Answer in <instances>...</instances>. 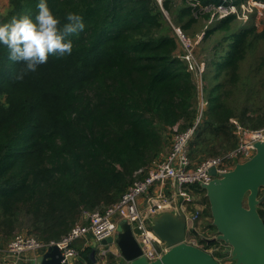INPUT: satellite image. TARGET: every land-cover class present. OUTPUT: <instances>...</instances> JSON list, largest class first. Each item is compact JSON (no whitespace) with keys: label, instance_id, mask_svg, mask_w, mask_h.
<instances>
[{"label":"trees","instance_id":"trees-1","mask_svg":"<svg viewBox=\"0 0 264 264\" xmlns=\"http://www.w3.org/2000/svg\"><path fill=\"white\" fill-rule=\"evenodd\" d=\"M177 1L48 0L61 18L78 11L86 27L70 36V55L50 54L22 80L14 78L20 64L0 46V243L23 230L22 215L29 233L60 239L86 221L85 210L119 200L135 171L164 155L171 126L193 124L198 88L174 25L193 37L191 29L203 32L193 52L205 51L207 106L190 141L191 158L200 162L235 147L232 118L264 125V28L237 27L232 14L197 25L211 14L201 5L222 0ZM37 2L7 0L0 22L34 15ZM193 188L204 194L203 215L212 216L206 190ZM259 197L264 220V186ZM90 249H79L88 264Z\"/></svg>","mask_w":264,"mask_h":264},{"label":"built area","instance_id":"built-area-1","mask_svg":"<svg viewBox=\"0 0 264 264\" xmlns=\"http://www.w3.org/2000/svg\"><path fill=\"white\" fill-rule=\"evenodd\" d=\"M156 1L160 5L163 4V0ZM195 1L192 0L191 3L196 5L198 1ZM201 8L211 12L212 20L232 14L245 23L263 14L264 0H242L239 3L235 0H222L219 3L210 2L201 5ZM174 29L185 50L182 57L186 59L188 69L195 73L198 88L197 114L193 124L184 129L180 128L178 122L171 126V142L165 154L155 159L152 164L138 168L134 173L136 179L127 187L119 200L104 207L85 210L86 221L76 222L60 239L44 241L29 232H16L3 247H0L3 264H29L30 253L39 255L53 244L58 245L64 257L72 255L74 262H78L80 253L75 245L78 239L91 234L94 240L100 243L108 236H116L117 226L121 220L131 224L141 246L142 255L153 260L159 257L168 245L152 229L151 220L155 214L166 209L181 211L186 215L188 226L184 241L209 251L222 262L217 253L220 251L228 253L225 249L228 244L225 243L223 247L217 243L218 239L212 244L208 242V238L215 237L217 233L207 234L208 227L202 229L204 227L202 215L206 204L202 201L200 192L193 188V184H200L203 187L202 185L213 177L232 169L237 162L250 158L256 150L255 143L264 141V125L251 127L232 118L238 139L235 147L219 155L206 157L200 162L191 158L190 141L207 106L202 77L205 61L195 56L192 38L185 34L180 26L174 25ZM213 167L216 169L215 175L211 173ZM99 251L103 261L97 264H108L107 248L101 245ZM126 263V260L121 258L113 264Z\"/></svg>","mask_w":264,"mask_h":264},{"label":"water","instance_id":"water-1","mask_svg":"<svg viewBox=\"0 0 264 264\" xmlns=\"http://www.w3.org/2000/svg\"><path fill=\"white\" fill-rule=\"evenodd\" d=\"M254 154L237 162L234 167L213 177L202 186L206 190L217 235L208 242L223 240L231 249V264H264V220L258 206L259 192L264 186V141L255 143ZM213 175L216 169H211ZM188 220L181 211L164 210L154 215L152 229L166 242L168 248L157 258L142 255L141 246L131 224L121 220L116 236L101 241L114 243L126 264H224L209 251L184 241ZM98 242L94 240L88 253L90 264H97ZM33 264H80L72 255L64 257L57 244L33 259Z\"/></svg>","mask_w":264,"mask_h":264},{"label":"clouds","instance_id":"clouds-1","mask_svg":"<svg viewBox=\"0 0 264 264\" xmlns=\"http://www.w3.org/2000/svg\"><path fill=\"white\" fill-rule=\"evenodd\" d=\"M36 8L34 15L13 14L0 22V46L7 49L9 60L20 64L14 75L17 80L47 63L50 54L57 57L70 55L73 51L70 36L86 27L78 11L69 10L61 18L49 6L48 0H38Z\"/></svg>","mask_w":264,"mask_h":264},{"label":"rangeland","instance_id":"rangeland-1","mask_svg":"<svg viewBox=\"0 0 264 264\" xmlns=\"http://www.w3.org/2000/svg\"><path fill=\"white\" fill-rule=\"evenodd\" d=\"M189 1H192V0H189ZM6 2H7V0H0V5L3 7ZM176 4H178V5L181 6L182 3L180 2V0H178ZM163 11H164V13L166 15V18L169 21H172V17L169 14V12L165 8H163ZM252 19L253 20H248L247 22L243 23L242 20H239L238 18H235L234 19V25H236L237 27H250V26H253L254 25V26H256V28H257L258 31H261L264 28V11H263V14H261L259 17H257V18L255 17V18H252ZM211 20H212V18L206 19V18L200 17L199 18V22H198L197 25H203V24L204 25H209V24L213 23V21H211ZM176 26H178V25H176ZM191 32H195V37H193L192 34H190V33H187V34L194 41V45H197V43L199 42V38L201 37V35H202L203 32H202V30H198L197 31V30H194V29H191ZM259 47L256 48V49L253 48L252 50L249 51L248 58L245 61V66H247L250 61L256 59L259 56V54H260ZM197 51H198V53L199 52L200 53H199L198 56L197 55H195V56L198 59L201 60L200 57H204L205 56V51L202 52V49L201 50L200 49L199 50L197 49ZM243 68H244V65H243ZM200 195L202 197L204 194L202 192H200ZM20 219L22 221L21 228L23 230H19V231L28 232V231H26L27 229L24 228V227H26V224L25 223L27 222V218L24 215H22V216H20ZM202 220H203V225H204V227L202 229H206L207 223L205 221L212 220V216H204V215H202ZM206 233L207 234H214V233L216 234L217 233L216 227L215 226L214 227H208V230L206 231ZM3 243H4V241L2 242V244ZM217 243H220L223 247L226 245L223 240H217ZM217 256L219 257V259L222 262H225L227 264H231V259H230L228 253H225L224 251H220V252L217 253Z\"/></svg>","mask_w":264,"mask_h":264},{"label":"crops","instance_id":"crops-1","mask_svg":"<svg viewBox=\"0 0 264 264\" xmlns=\"http://www.w3.org/2000/svg\"><path fill=\"white\" fill-rule=\"evenodd\" d=\"M143 198H141L142 200ZM158 214V213H157ZM156 215V214H155ZM8 241V240H7ZM7 241H4V243H0V247H3L5 245V243ZM93 242H94V238L92 237L91 234H88L85 238H81V239H78L76 242H75V245L78 249H85L86 247L88 246H91L92 248V245H93ZM103 245L104 247L107 248L108 250V264H113L116 260H119L122 258L121 256V253L118 249V247L112 243V244H108V245H104L103 243H98V246H97V251H96V260L98 263H101L103 260H102V256L100 254V246ZM91 251V249H90ZM89 251V252H90ZM121 255V256H120ZM1 253H0V264H3L2 263V259H1ZM38 256L36 254H31L29 255V264H33V259ZM78 261H83L82 264H88V262L85 260L84 257H81L79 256V260ZM80 263V262H79ZM81 264V263H80Z\"/></svg>","mask_w":264,"mask_h":264},{"label":"flooded vegetation","instance_id":"flooded-vegetation-1","mask_svg":"<svg viewBox=\"0 0 264 264\" xmlns=\"http://www.w3.org/2000/svg\"><path fill=\"white\" fill-rule=\"evenodd\" d=\"M225 249H226V251L229 250V249H230V246L227 245V246L225 247ZM229 256H230V254H229ZM231 263H232V261H231Z\"/></svg>","mask_w":264,"mask_h":264},{"label":"bare ground","instance_id":"bare-ground-1","mask_svg":"<svg viewBox=\"0 0 264 264\" xmlns=\"http://www.w3.org/2000/svg\"><path fill=\"white\" fill-rule=\"evenodd\" d=\"M46 250H47V249H46ZM46 250H45V251H46ZM45 251H44V252H45Z\"/></svg>","mask_w":264,"mask_h":264}]
</instances>
